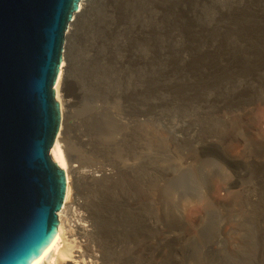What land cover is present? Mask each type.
Returning <instances> with one entry per match:
<instances>
[{"label": "rangeland", "instance_id": "obj_1", "mask_svg": "<svg viewBox=\"0 0 264 264\" xmlns=\"http://www.w3.org/2000/svg\"><path fill=\"white\" fill-rule=\"evenodd\" d=\"M96 2L65 44L72 63L66 148L75 162L124 164L142 186L169 161L172 132L187 117L192 128L209 130L220 126L218 114L255 103L264 134V0H134L119 17L107 2ZM80 130L84 147L76 141ZM213 155L191 166L188 178L195 196L204 169L214 182L232 180L230 187L220 184L225 202L206 203L201 227L165 249L163 260L131 254L137 237L152 232L123 198L122 183L98 192L78 184L76 197L94 217L90 250L109 264H264V166L227 170ZM240 185L252 199L235 194ZM198 206L186 209L189 219ZM62 218L72 225L73 218ZM226 227L230 236H221Z\"/></svg>", "mask_w": 264, "mask_h": 264}, {"label": "bare ground", "instance_id": "obj_2", "mask_svg": "<svg viewBox=\"0 0 264 264\" xmlns=\"http://www.w3.org/2000/svg\"><path fill=\"white\" fill-rule=\"evenodd\" d=\"M96 1L101 0H85L80 3L78 12L73 15L68 26L65 41L73 34L79 21L86 15L90 4ZM103 1L107 2L109 9L119 17V15H125L127 7L134 0ZM71 70L72 63L64 48L60 71L54 86L55 98L60 105L62 120L49 155L66 175L65 203L57 215L58 227L53 239L45 251L30 264H90L88 258L93 260L91 264H109L104 262L103 255L99 257L86 244L88 235L94 231V217L86 201H80L76 197L77 185L80 183L95 192L101 191L115 182L122 183L125 191L123 198L128 196L129 205L135 211L142 213L145 220L144 226L152 232L149 238L140 239L137 237L136 245L130 247L131 254L141 257V259L149 256L154 260H157L159 255L160 260H163L165 249L172 245L186 243L192 234L201 227L207 212L206 203L222 205L225 202L222 195L219 196L221 182L227 187L233 184L232 180L225 181V179L214 182L209 178V171L205 172L203 168L201 174L203 190H201V196H195L196 188L192 186L188 178L191 166L197 162L204 163L205 160L202 161L201 157L206 154L221 156V163L227 167V170L239 166L251 169L264 166V161H261L263 160L261 158H264V134L256 126L257 117L253 112L255 104L253 103L241 109L224 111L213 117L220 122V126L209 130L198 131L197 128H192L190 126L192 118L187 117L172 132L174 139L171 142L170 155L167 159L169 161L164 167H160L156 174L152 173L148 182L142 186L139 185L136 178L132 179V173L128 172L124 164L119 163L112 166L95 159L84 167L75 162L66 148L69 139L67 119L71 107L69 100L72 88ZM140 118L139 116L136 119L139 124L143 122ZM86 137L85 132L80 130L76 136L77 144L84 147ZM207 160L209 159H206V162ZM207 165L211 166L212 164ZM225 175L224 168L220 169L218 176L225 177ZM261 183L264 188V181ZM241 185L238 190L236 188L235 194L245 193L252 199L251 192L249 195L246 186L241 187ZM194 203L199 205V211L194 212L193 218L189 219L186 209ZM62 216L73 218L72 225L69 226ZM231 230L230 227L224 228L221 230V236L223 234L230 236ZM177 232L178 234H176Z\"/></svg>", "mask_w": 264, "mask_h": 264}, {"label": "water", "instance_id": "obj_3", "mask_svg": "<svg viewBox=\"0 0 264 264\" xmlns=\"http://www.w3.org/2000/svg\"><path fill=\"white\" fill-rule=\"evenodd\" d=\"M85 0H0V264H30L58 227L66 175L50 158L54 86Z\"/></svg>", "mask_w": 264, "mask_h": 264}]
</instances>
